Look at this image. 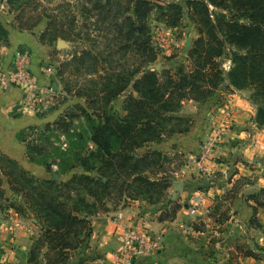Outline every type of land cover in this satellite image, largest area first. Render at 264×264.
<instances>
[{
  "label": "trees",
  "instance_id": "trees-1",
  "mask_svg": "<svg viewBox=\"0 0 264 264\" xmlns=\"http://www.w3.org/2000/svg\"><path fill=\"white\" fill-rule=\"evenodd\" d=\"M9 3L20 9L30 2ZM185 4L85 0L81 15L89 25L85 36L61 29L66 23L60 20L62 15L50 11L42 41L70 38L89 44L58 71L65 92L86 97V104H74L54 124L43 129L29 126L20 134L30 160L53 172L49 179L39 180L4 158L13 192L23 196L41 226L30 261L43 252L47 264L68 262L88 238L92 216L105 210L108 200L116 205L166 198L171 183L159 174L172 171L173 163L179 168L183 160L150 145L190 129L189 119L178 115L184 100H204L228 79L234 88L249 90L250 101L257 107L256 121L264 125V0H186ZM21 12L20 18L25 7ZM186 18L198 31L188 51L189 69L183 62L160 71L148 69L158 59L152 22L176 28ZM7 37L0 21V39ZM225 56L232 61L228 72L221 67ZM69 68H73V79L65 77ZM121 95H125L124 114L112 106ZM28 130H40L39 137L28 140ZM46 131L63 133L68 139L67 147H54L57 156L48 146L54 142L45 141ZM53 165L58 169L54 171ZM76 169L81 172L69 179L54 177ZM253 198L264 207V189ZM179 207L174 201L173 211Z\"/></svg>",
  "mask_w": 264,
  "mask_h": 264
},
{
  "label": "crops",
  "instance_id": "crops-1",
  "mask_svg": "<svg viewBox=\"0 0 264 264\" xmlns=\"http://www.w3.org/2000/svg\"><path fill=\"white\" fill-rule=\"evenodd\" d=\"M154 1L186 5V0ZM23 8L16 9L9 0H0V21L8 31L7 40L0 39V264H47L43 252L30 261L32 247L40 237V226L11 204L14 190L4 158L15 161L35 177L51 173L42 163L30 160L27 143L20 134L29 126L54 124L69 107L85 105L86 97H70L62 107L38 113L37 103L56 104V94L49 95L47 85L55 91L60 89L57 81L49 82L59 71L57 56L62 55L59 51H68L71 45L66 41L60 48L61 38L51 43L42 41L41 35L50 21L47 11L34 28L21 26ZM54 9L51 14L56 16ZM152 23L158 26L157 33L152 30L158 59L147 68L160 71L183 62L189 69L188 51L198 37L196 26L187 18L176 28L159 21ZM181 31L186 38L185 51L175 57L168 41L163 36L157 39L156 34L166 33L173 40V34ZM55 46L57 52L52 54ZM22 53L28 54L25 66L36 83L34 90L16 83L8 74L16 70L14 61ZM227 59L231 60L226 56L222 59L224 72L231 69L224 67ZM48 63L53 64L51 74L47 73ZM155 64H160V68H150ZM124 99L125 95H121L112 104L114 107L121 100V112L118 110L121 114L125 113ZM178 115L189 119L190 129L167 135L161 142L150 145L171 158L179 155L183 160L179 168L173 163L172 171L159 174L171 183L166 198L157 203L135 199L114 207L108 205L92 216L88 238L64 264H115V253L135 231L152 238L161 237L156 249L140 255L135 264H264V207L258 206L253 198L264 189V125L256 121L257 107L250 101V92L234 88L226 79L208 98L184 100ZM216 129L222 133L216 149L205 161L199 160ZM200 164L208 169L207 173L200 170ZM180 181L182 189L175 196V183ZM174 201L180 205L176 211ZM193 206H197L194 213Z\"/></svg>",
  "mask_w": 264,
  "mask_h": 264
},
{
  "label": "rangeland",
  "instance_id": "rangeland-1",
  "mask_svg": "<svg viewBox=\"0 0 264 264\" xmlns=\"http://www.w3.org/2000/svg\"><path fill=\"white\" fill-rule=\"evenodd\" d=\"M28 1L30 3L27 5L25 4V12H24L23 17L21 19H19V24L21 26H23L24 28H34V26H36L37 20L38 19L41 20L42 14H44L43 13L44 11H47V13L49 14L50 11H52V9L55 8L54 10L57 13V15H59V16L62 15V17H63V18L59 17L60 20H62L64 23L66 22L64 25L60 26L61 29L66 30V31H72V33H81L82 36H85L84 35L85 31H87V29H88L87 27L89 26V25L86 26L87 21L85 19L83 20V18H81L82 6L84 5L85 0H28ZM219 10L220 9H218V11ZM73 17H75L76 19L73 20ZM60 20L58 22L59 24H60ZM157 28H158V26L155 25L154 23H152L153 33H157V31H158ZM160 30L161 29H159V31ZM75 36H77V35H74L73 38H76ZM156 36H157V39L162 38V36H163V38L166 41H168L169 46L171 45L170 46L171 47V54L173 56L179 57L182 53L184 54L185 46H186V38L184 35V31L177 32V33L173 34V40L170 39L169 37H171V36H169L166 33H164L162 35L156 34ZM90 37H92V36H90ZM61 39L64 40L65 42L68 41L70 43L71 47L69 48L68 51H66V50L63 51L62 49L59 51V53H62L61 56H59V55L57 56L60 60V65H62V63H66L67 61L72 59V56L76 52L80 51V49H81L80 47L84 44H87V42L83 43L82 40L73 42V41H70V38H68L69 40L64 39V38H61ZM60 48H62V47H60ZM56 52H57V48L55 46V48H53L51 53L53 54ZM16 54H18V53H15V55ZM227 58H229V57H227ZM158 63H161V62L159 61ZM48 65L49 66H46V69H50V65H53V64L48 63ZM72 70H73V68H69V70L66 73V76L65 75L64 76L67 78H71L73 76ZM14 73H15V70H11L8 73L9 77L14 78ZM47 73L51 74L49 71H47ZM71 79H73V78H71ZM81 79L79 81H81ZM65 80H67V79H65ZM76 80L78 81V78H76ZM52 81H57L60 85V89L58 90L59 92L57 90L55 91L51 85H47L49 95L50 94L52 95V93L56 94V96H54V99H55L54 103H56V104H49V106H47L44 104L43 101L40 102V104L37 103L35 106H36L37 110L40 109V110H38V113H45L47 111L54 110V108L62 107L64 104L63 102H65L67 99H70V97L72 98L75 96L74 94L69 95L67 92H65V90L63 89L64 81L61 79V77L58 75V73H57V77L56 76L51 77L49 84L53 83ZM76 89H77V87H75L73 90H76ZM120 102H121V100L116 101L114 103V107L117 110H119V108L121 106ZM79 125H80V122L76 123V126H79ZM33 126L39 127L40 129L44 128V125H33ZM27 134L29 135L28 140H32L34 138L39 137L40 130L35 131V132L28 130ZM59 134H60V132H54V134H52L51 132L46 131L45 135H46V137L49 136L48 140H45L46 137H45V139L41 138L42 140H45L46 142H48V141L54 142L53 147H51L47 143L48 146L50 147V150H53L52 156H55V155L57 156L59 153V151H57L56 148H54V147H62V148L64 147L65 148V147H67V144H68V139H67L66 135L63 133H61L60 135ZM50 150H48V151H50ZM57 169H58L57 166L53 165V170L55 171ZM75 172H81V169H77V170H75ZM37 175H39V174H37ZM40 175H42V174H40ZM51 176H52V172L51 173L46 172V173H43V176H41V177L36 176V177L39 178V180H41V179H49ZM72 176H73V173H70L67 176L66 175L62 176L61 178L66 180L69 177L71 178ZM20 195L21 194H18L15 192L12 193V199L13 200H12L11 204H13L17 209L19 208L20 213H22L25 217L36 220L38 222L37 224L40 226L38 218L35 215V211L27 207L26 202L23 200V196L22 195L20 196ZM106 203H107V207H108V205L111 207H114V205H115V203L110 201V200L106 201ZM40 228H41V226H40ZM4 258H6V256H4Z\"/></svg>",
  "mask_w": 264,
  "mask_h": 264
},
{
  "label": "built area",
  "instance_id": "built-area-1",
  "mask_svg": "<svg viewBox=\"0 0 264 264\" xmlns=\"http://www.w3.org/2000/svg\"><path fill=\"white\" fill-rule=\"evenodd\" d=\"M27 58V53H22L20 57H16V61H14L16 70L14 73V78L12 79L16 83L25 85L31 90H34L36 89V83L32 79L30 72L25 66ZM224 67L229 69L231 67V60H227L224 63ZM47 70L50 71L51 68ZM224 108L226 110L229 109L227 106ZM221 134V129H216L213 137L206 143L205 147L200 153L199 160L205 161L206 158L216 149ZM200 170L205 173L208 172V169L202 164H200ZM191 211L193 213L196 212L197 206H193ZM160 238V235L152 238L148 234L139 231L131 233L124 247L115 253V264H135L136 259L140 255L145 252H152L156 249L157 244L160 242Z\"/></svg>",
  "mask_w": 264,
  "mask_h": 264
},
{
  "label": "water",
  "instance_id": "water-1",
  "mask_svg": "<svg viewBox=\"0 0 264 264\" xmlns=\"http://www.w3.org/2000/svg\"><path fill=\"white\" fill-rule=\"evenodd\" d=\"M190 39H188V45L190 44ZM64 44H66V42L64 41V40H59V46L60 47H63L64 46ZM150 68H154V69H159L160 68V64H155V65H151L150 66ZM56 177H57V175H56ZM204 182V181H203ZM182 182L180 181V182H178V183H175V196H177L178 195V193L181 191V189H182Z\"/></svg>",
  "mask_w": 264,
  "mask_h": 264
}]
</instances>
